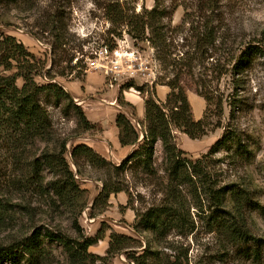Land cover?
<instances>
[{
	"label": "rangeland",
	"instance_id": "rangeland-1",
	"mask_svg": "<svg viewBox=\"0 0 264 264\" xmlns=\"http://www.w3.org/2000/svg\"><path fill=\"white\" fill-rule=\"evenodd\" d=\"M118 2L130 13L157 2L171 10L162 21L168 42L180 56L196 52L193 66H167L153 43L134 39L127 25L117 29L105 7ZM211 7L223 20L214 17V29L207 31L201 12ZM47 11H58L83 46L72 50V63L63 62L67 67L79 62L65 77L53 68L51 37L42 30ZM0 32L15 36L41 60L33 72L37 84L58 75L88 120L82 121L65 98L42 91L54 130L48 141L8 115L0 121V250L23 256L0 264H264V56L253 55L236 68L249 45L264 48V0H0ZM205 33L212 41L204 54L198 41ZM1 46L0 76L17 74L18 63ZM105 47L108 53L101 52ZM229 48L235 56L231 70L220 77L215 68ZM173 80L187 92L194 118L195 109H204L206 134L189 136L167 111L161 126L168 145L156 142L153 164L116 169L153 127L146 114L152 87L159 98L157 86ZM23 84L19 77L17 85ZM120 113L139 131L137 145L110 143L120 136ZM63 140L73 177L64 164L42 162L45 147L58 152ZM83 144L111 164L92 163L84 150L74 157L73 149ZM175 154L186 164L179 172L172 168ZM73 180L79 189L64 200L56 186ZM105 184L109 190L102 193ZM152 216L158 225H151ZM50 234L67 238L78 250L79 243L92 239L88 251L94 257L71 256Z\"/></svg>",
	"mask_w": 264,
	"mask_h": 264
},
{
	"label": "trees",
	"instance_id": "trees-1",
	"mask_svg": "<svg viewBox=\"0 0 264 264\" xmlns=\"http://www.w3.org/2000/svg\"><path fill=\"white\" fill-rule=\"evenodd\" d=\"M106 14L109 20L113 23V25L118 29L122 26L127 25L128 33L136 40L140 41H150L153 45L158 48L162 56L164 57V61L167 66L180 64L182 66H193L192 63L196 60V52H185L182 56L176 54L172 51V46L168 42V31L165 30V25H163V18L171 16L173 12L168 8H162L158 2L157 4L151 8H144L143 12L137 13L134 9L132 13L129 12V9L126 8L120 2L112 3L107 5ZM216 7H211L207 10L204 9L201 12V17L204 18L205 27H207V31L210 29H214L210 26L213 23V18L218 17L220 20H223L219 14L216 15ZM208 11L210 13H208ZM170 14V15H169ZM185 15H189L186 12ZM47 21L42 27L43 31H49V35L51 37L52 43V54H53V68L54 66L59 67L58 71H56L59 76L65 77L67 74V70H70V73L79 66V62L76 66H63V62L72 63L74 59V54H72V50L81 49L83 50V46L81 42H77V37L69 31L67 23L63 16L56 11L55 13L46 12ZM223 16V15H222ZM209 28V29H208ZM111 33H116L115 30L111 31ZM120 35V34H119ZM53 37V40H52ZM199 37V34H198ZM212 41V38L208 35V33L204 34L202 38H199L198 48L199 51L204 50L206 46H208ZM0 44L3 48L6 46V50L8 52L9 58L14 59L18 63L19 72L15 75L10 76H0V121L8 115V117L16 123H22L26 126V128L35 134L41 135L43 138H46L48 141L53 135V124L50 118V114L48 109L42 105L40 100V92H53L57 99L65 98L68 100L69 108H73L77 114L81 118L82 121L87 123V116L79 104L75 101L76 98L68 92L60 82L57 81L56 75H51L50 71L48 72L50 76V80L46 81L44 84L40 85L35 82V73L39 70V64L41 65V60H39L34 54L28 51L25 44L19 42V40L12 35L6 34L4 32H0ZM62 52L59 55V52ZM206 50H204V54ZM233 54V49H227L225 54L221 56L222 58L219 60L217 65L216 72L222 77L224 74L228 73L231 68L228 67L229 62ZM175 55V56H174ZM253 55H263L264 56V48L261 45H249L245 50L242 51V54L239 57V62L237 63L236 68L240 69L242 66L246 64L248 59ZM54 56L55 59H54ZM57 56H59V60H57ZM179 58V59H178ZM33 61V62H32ZM78 61L81 62L79 58ZM9 64V62H8ZM11 65V64H10ZM8 66V65H7ZM173 66V67H174ZM176 68V67H175ZM182 71V69H179ZM190 73L192 70L190 69ZM78 73V72H77ZM179 75V73H177ZM22 77L24 79V84L22 87L17 85V79ZM55 80V81H54ZM162 85H168L171 87L172 91L167 95L165 101H162L158 98L156 94V86H153L152 96L146 100V114L147 119L150 123H153V127H150L149 134L144 137L143 144H140L139 148H136L130 156L125 159L121 165L115 167L116 169H123L129 163L131 164H145L148 166L149 164H153L155 158V145L158 140H162L164 146L168 145V137L164 132L165 126H161V123L166 122L167 124V111L173 112L174 116L177 119V126L180 127L185 133L193 138H199V136L206 134V129L204 125V120H196L193 116L192 106L189 101L187 92L179 86V82L171 81L170 83H162ZM130 86H134L130 84ZM178 90V91H177ZM198 91H200L198 89ZM205 99L208 101L212 100V97H209L206 94L200 92ZM89 123V122H88ZM117 124L120 128V142L123 146H132L137 145L140 141V134L137 130L136 126L133 124L131 119L125 114L120 113L117 116ZM59 151H51L48 146L45 147L42 162L45 164H64L68 172L73 177V172L70 170L69 161L66 157L67 152V141L63 140L59 142ZM86 151L89 155V160L95 164H111L106 158L102 155L97 154L93 148L90 146L83 144L76 146L72 153L74 157L78 156L80 151ZM39 161V160H37ZM98 162V163H97ZM174 164H172V168L176 171H182L185 168L183 160L175 154V159H173ZM115 164V163H112ZM149 167V166H148ZM177 172H174L176 175ZM76 187L75 180L70 184H60L56 186V192L61 196L64 200L66 199V194L71 195L73 190ZM108 184H105L102 193L108 192ZM113 192V191H110ZM159 215H157V218ZM150 220V219H149ZM151 225H158V221L156 222L151 217L150 221ZM116 234H113V237L116 238ZM38 237V234H34L31 238V244L29 245L32 250V242ZM48 237L60 239L71 256H75L82 260H87L88 257H94L93 254L89 253L88 247L93 245L95 242L87 238L83 243H79L80 250H78L75 245L67 240L64 237H58L55 234H50ZM28 249V248H27ZM30 249L28 251H31ZM19 257H23L20 252H16L14 249H1L0 250V261L2 262H10L16 263L19 261Z\"/></svg>",
	"mask_w": 264,
	"mask_h": 264
},
{
	"label": "crops",
	"instance_id": "crops-1",
	"mask_svg": "<svg viewBox=\"0 0 264 264\" xmlns=\"http://www.w3.org/2000/svg\"><path fill=\"white\" fill-rule=\"evenodd\" d=\"M168 86H165V85H158L157 86V91H158V95H159V98L161 99H165L167 97V94L169 93V90H168ZM139 117L141 119L144 118V112H145V100H142L139 102ZM203 112H204V109H195V118L196 119H200L203 117ZM110 143H112L113 145L117 146V145H120L121 148H125L127 146H123L120 142V138H119V135L115 136L112 140H110Z\"/></svg>",
	"mask_w": 264,
	"mask_h": 264
},
{
	"label": "built area",
	"instance_id": "built-area-1",
	"mask_svg": "<svg viewBox=\"0 0 264 264\" xmlns=\"http://www.w3.org/2000/svg\"><path fill=\"white\" fill-rule=\"evenodd\" d=\"M101 52H102V53H105V52H107V53H108L109 51H108V48H107V47H105V49L101 50Z\"/></svg>",
	"mask_w": 264,
	"mask_h": 264
}]
</instances>
